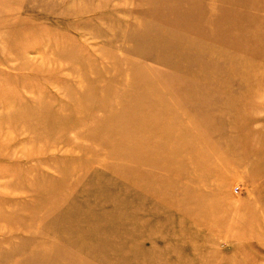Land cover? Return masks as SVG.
Masks as SVG:
<instances>
[{"label": "rangeland", "instance_id": "obj_1", "mask_svg": "<svg viewBox=\"0 0 264 264\" xmlns=\"http://www.w3.org/2000/svg\"><path fill=\"white\" fill-rule=\"evenodd\" d=\"M0 264H264V0H0Z\"/></svg>", "mask_w": 264, "mask_h": 264}]
</instances>
